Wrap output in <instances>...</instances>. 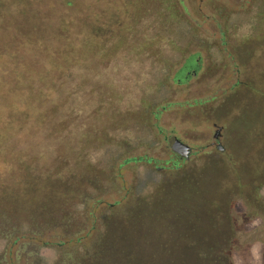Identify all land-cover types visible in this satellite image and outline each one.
<instances>
[{
    "label": "rangeland",
    "instance_id": "rangeland-1",
    "mask_svg": "<svg viewBox=\"0 0 264 264\" xmlns=\"http://www.w3.org/2000/svg\"><path fill=\"white\" fill-rule=\"evenodd\" d=\"M3 7L24 25L75 20L67 29L83 40L69 43L62 73L46 66L67 87L39 89L55 102L69 93L65 121L49 138L53 162L44 158L67 184L69 208L57 229L32 236L47 244L39 264H201L204 240L221 234L225 264H264L261 218L245 199L254 188L264 203V0H0ZM186 62L190 71L174 81ZM174 140L190 148L186 159L171 153ZM12 251L13 264L35 255Z\"/></svg>",
    "mask_w": 264,
    "mask_h": 264
},
{
    "label": "trees",
    "instance_id": "trees-1",
    "mask_svg": "<svg viewBox=\"0 0 264 264\" xmlns=\"http://www.w3.org/2000/svg\"><path fill=\"white\" fill-rule=\"evenodd\" d=\"M29 1L23 0L25 3ZM6 9L0 8V104L7 106L6 111H0V122H3L0 124V154L5 156L4 171L0 173V240L4 242L0 264H13L10 257L16 248L22 255L35 252L34 257L24 264H39L40 258L36 253L47 244L34 238L35 241L32 236L57 229L69 208L67 184L58 175L59 170H53V166L50 168L44 160L51 154L50 134L57 123L65 121L63 105L67 103L69 93L66 91L61 100L55 102L48 96L44 98L45 94L39 89L52 87L60 91L67 87V78L63 75L59 77L56 74L57 82H52L47 68L62 73L67 69V61L73 53L69 43L77 38L79 45L83 40L67 29L74 25L75 20L69 18L67 22H61L58 16L55 18L57 25L50 26L42 20L40 24L25 22L24 25L22 19L20 22L9 21L10 11ZM173 12L169 15L170 19L174 18ZM16 15L23 16V13L16 12ZM31 15L36 14L31 11ZM57 44L59 46L54 47ZM190 69V62H186L176 72L174 81L185 77ZM48 95L50 97L51 94ZM33 101L36 102L33 104ZM18 105L21 107L18 108ZM254 124L256 126L257 123L250 122L241 128L248 134L254 130ZM17 135L24 138L21 145H17L20 138ZM35 135L48 141H33ZM35 146L38 150L42 149L43 154L38 153ZM50 160L52 163L53 160ZM243 168L240 166L237 175L244 182L241 177ZM251 192L254 195L256 189L246 192V206L258 211L262 222L260 227L264 230V203L256 201ZM21 196H27L26 200H19ZM61 233L68 234L67 228ZM204 241L208 246L204 245L201 264H225L226 260L219 257L220 251L226 247L224 236L221 234L216 240L209 238Z\"/></svg>",
    "mask_w": 264,
    "mask_h": 264
},
{
    "label": "water",
    "instance_id": "water-1",
    "mask_svg": "<svg viewBox=\"0 0 264 264\" xmlns=\"http://www.w3.org/2000/svg\"><path fill=\"white\" fill-rule=\"evenodd\" d=\"M169 148L173 155L182 159H186L190 153V148L179 140L172 141Z\"/></svg>",
    "mask_w": 264,
    "mask_h": 264
},
{
    "label": "flooded vegetation",
    "instance_id": "flooded-vegetation-1",
    "mask_svg": "<svg viewBox=\"0 0 264 264\" xmlns=\"http://www.w3.org/2000/svg\"><path fill=\"white\" fill-rule=\"evenodd\" d=\"M214 140L217 141V134L214 136ZM217 148L219 149V147H217Z\"/></svg>",
    "mask_w": 264,
    "mask_h": 264
}]
</instances>
